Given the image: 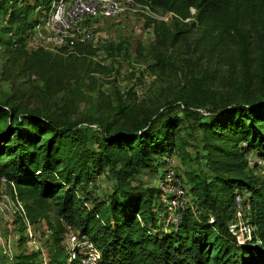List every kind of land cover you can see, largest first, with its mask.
Returning a JSON list of instances; mask_svg holds the SVG:
<instances>
[{
  "label": "trees",
  "instance_id": "obj_1",
  "mask_svg": "<svg viewBox=\"0 0 264 264\" xmlns=\"http://www.w3.org/2000/svg\"><path fill=\"white\" fill-rule=\"evenodd\" d=\"M52 1L0 0V44L22 42ZM136 1L175 15L170 25L148 19L161 48L185 40L198 25L209 37L237 42L243 66V81L233 88L237 92L216 101L206 76L187 75L177 98L147 119L124 128L104 123L98 149L81 136L77 123L0 102V179L14 185L33 225L47 218L51 206L67 224L48 223L54 247L47 264H69L63 246L67 226L91 239L102 254L100 264H264V178L248 161L251 156L264 161V89L256 96L248 92L251 47L254 30L264 26V0ZM192 9L196 21L187 23ZM261 58L264 62V54ZM156 60L152 71L167 68L162 52ZM118 115H126V106ZM189 118L198 123L202 158L212 177L187 173L194 211L188 209L172 231L164 232L158 224L163 206L151 205L158 189L141 190L132 182L156 171L160 158L183 152L187 143L180 131ZM105 174L113 182L106 201L79 195ZM238 190L247 191L245 206L251 208L252 234L242 242L230 230ZM10 264L44 263L39 253H20Z\"/></svg>",
  "mask_w": 264,
  "mask_h": 264
},
{
  "label": "rangeland",
  "instance_id": "obj_2",
  "mask_svg": "<svg viewBox=\"0 0 264 264\" xmlns=\"http://www.w3.org/2000/svg\"><path fill=\"white\" fill-rule=\"evenodd\" d=\"M43 20L41 16L39 23ZM194 20L196 16L191 21ZM36 27L27 31L20 43L0 44V102L17 106L23 113L77 123L81 136L93 142L95 149H98L96 139L100 137L104 123L115 121L117 127L124 128L147 119L177 98L187 75L206 76L207 86L216 101L233 96L237 92L233 88L243 81L238 43L209 37L199 25L185 40L168 44L165 48L156 45L153 26L140 16L99 20L84 43L71 39L57 43L51 33L41 36ZM254 36L250 54L252 84L248 91L252 96L264 89V62L261 58L264 54V26L259 24ZM159 52L167 59V68L161 70L159 67V71L154 72L151 67L158 63ZM143 81L150 84L149 94L144 100L137 101L133 89ZM121 105L126 106V115H118ZM200 112L207 116L204 111ZM180 135L187 143L183 152L160 158L158 169L141 173L132 182L134 186L141 190L155 189L162 174L171 168L183 180L192 200L196 199L187 173L194 171L208 180L212 176L205 158H202L205 153L200 143L201 132L194 118L184 122ZM184 155L187 158L184 159ZM252 157L248 159L249 166L251 169L257 166L254 172L264 178V163L254 165L250 162L254 160ZM112 186V180L105 174L86 185L85 190H79V195L106 201ZM14 191L12 184L0 179V203L6 214L5 217L0 212V264L12 263L20 253H39L42 262L47 264L46 259L54 247L53 232L48 223L67 224L51 206L47 218L33 225L35 243L29 246L24 222L14 205ZM151 205L159 207L160 199L156 197ZM247 219L245 212L243 222ZM234 224L246 232L236 216ZM161 225L160 230L164 232L174 229L164 222ZM231 225L230 228L234 227ZM235 231L242 238L243 233ZM8 242L12 245L13 256L10 258L3 254V244ZM63 246L66 251L70 249L65 233Z\"/></svg>",
  "mask_w": 264,
  "mask_h": 264
},
{
  "label": "built area",
  "instance_id": "obj_3",
  "mask_svg": "<svg viewBox=\"0 0 264 264\" xmlns=\"http://www.w3.org/2000/svg\"><path fill=\"white\" fill-rule=\"evenodd\" d=\"M191 13L192 18L186 22L194 19L195 10L192 9ZM131 16H140L165 24H170L173 21V17H175L173 13H161L150 5L137 2L136 0H53L43 16L44 20L38 23L36 28L41 36L51 33V38L57 43H63L65 39H71L73 42L77 40L84 43L87 40L88 33L95 28L97 21L114 20ZM149 90V83L145 81L139 82L133 89V95L137 101H142L147 98ZM258 158L254 156V160L250 162L254 165L256 163H264L261 158ZM167 161L171 162L170 159H167ZM156 188L158 189L160 203L163 206V210L158 213L159 225L164 222L167 227L176 226L183 220L188 209L194 211L191 195L186 189L183 180L177 176L173 169H167L162 174ZM14 194V205L25 225L26 244L34 246L35 228L28 217L25 204L20 201L16 191H14ZM247 195V191L238 190L235 193L234 199L235 216L240 222L239 225L245 226L243 229L247 233L242 232L241 228L238 229L234 223V227L230 228L231 232L241 242L252 234V228L249 224L251 208L245 206ZM0 212L3 213L1 214L2 216L6 217L3 204L1 203ZM245 212L248 215V219L246 222H243ZM235 230L243 233L240 235L242 238L235 234ZM0 239H2L1 231ZM65 240L70 246V249L67 251L69 264L73 261H78V264H100L102 254L88 236L82 235L71 226H67ZM3 254L9 258L13 256L11 242L3 244Z\"/></svg>",
  "mask_w": 264,
  "mask_h": 264
}]
</instances>
